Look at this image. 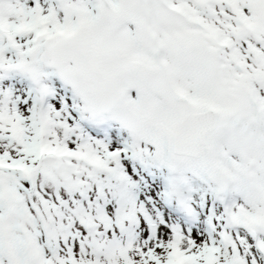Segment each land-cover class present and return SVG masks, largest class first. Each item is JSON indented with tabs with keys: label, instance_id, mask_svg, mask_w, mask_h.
I'll list each match as a JSON object with an SVG mask.
<instances>
[{
	"label": "snow or ice",
	"instance_id": "obj_1",
	"mask_svg": "<svg viewBox=\"0 0 264 264\" xmlns=\"http://www.w3.org/2000/svg\"><path fill=\"white\" fill-rule=\"evenodd\" d=\"M0 264H264V0H0Z\"/></svg>",
	"mask_w": 264,
	"mask_h": 264
}]
</instances>
